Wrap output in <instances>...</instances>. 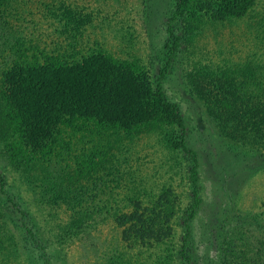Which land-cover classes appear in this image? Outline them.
Returning a JSON list of instances; mask_svg holds the SVG:
<instances>
[{
    "label": "rangeland",
    "instance_id": "374dc122",
    "mask_svg": "<svg viewBox=\"0 0 264 264\" xmlns=\"http://www.w3.org/2000/svg\"><path fill=\"white\" fill-rule=\"evenodd\" d=\"M220 1H186L174 28L180 46L163 78L165 99L184 121L186 150L196 157L201 204L190 221V263L264 264V0L216 20ZM45 6L77 16L79 61L54 73L67 68L70 77L90 80L89 94L109 104L102 116L127 132L118 146L109 140L76 150L98 157L81 180L87 197L59 192L38 162L50 137L41 139L36 97L19 82L25 70L37 79L51 71L39 54L18 58L0 78V94L14 91L33 108L13 101L9 118L0 100V264H178L174 218L188 204L189 154L174 148L179 131L144 107L162 66L172 0H0V72L21 40L48 44L49 52L61 47L44 30ZM25 143L32 160L11 157Z\"/></svg>",
    "mask_w": 264,
    "mask_h": 264
},
{
    "label": "trees",
    "instance_id": "16d2710c",
    "mask_svg": "<svg viewBox=\"0 0 264 264\" xmlns=\"http://www.w3.org/2000/svg\"><path fill=\"white\" fill-rule=\"evenodd\" d=\"M186 1L188 0H172L171 12L164 21L166 41L163 48L162 66L155 77L152 95L147 103L144 104L145 108H152L157 112L159 116V118H156L157 122L164 126H174L179 131L180 136L178 141L174 144V148L178 149L182 154H189V166L186 175L189 194L188 204L180 215L174 218L176 222H178L181 230L179 245L175 252L178 264H191L190 257L193 251V240L191 237L190 221L196 215L201 204L198 173L196 170V157L192 151L186 150L182 139L185 127L182 115L174 103L165 99L163 93L164 75L171 68L173 58L180 46L179 38L174 32V28L177 21H179L184 14ZM253 2L254 0H221L220 10H217V14H215L214 17L216 20H219V18L223 20L226 16L224 13H230L236 16L242 15ZM42 11L44 18L46 16L49 17V19L46 20L48 26L44 29L47 30L46 35L50 39L55 36L56 38H60L59 45L61 47H59L57 51L54 49L52 52H49L46 48L48 44L46 45L45 41V46L39 48L38 46H32L30 42L24 44L25 42L21 40L19 44L23 45L15 48V56L4 64V68L0 72V78H4L8 74L10 68L16 66L14 63H18V58H21L22 63H24L29 62L28 59L30 57L31 60L34 61L32 53L41 55L43 63L47 66L49 71H51L50 75H46L47 79L32 78L29 71L25 70L23 71L21 80H19L24 87L33 90L32 94L36 97L35 111L41 116V134L43 135L45 131L41 139L50 137L48 138L49 141L44 143L41 147L38 162L43 163L48 169L46 177L48 181L50 180L52 182L54 187H59V192L64 194L69 191L71 196L73 194L75 197H87L90 189H88L86 184H82L81 180L91 173L92 167H95V164H97L93 159L97 158L98 160V157L92 152L82 153L81 151L78 153L76 150L90 143L102 145L104 147L105 145L107 146L109 140L118 146V144L124 140L127 127L123 125H118L117 127L109 125L108 118L102 116V113L107 112L106 108H108L109 105L106 98L97 100L95 96L89 94L91 89L90 86H87L91 81L88 80L84 82L85 80L82 74L70 77L67 68L61 70L62 72L60 71V73H54L56 68L65 67L67 65L76 66V63L79 61L81 50L75 49L72 34L75 28L71 26V23H73L71 20L73 17L77 16H73V13H70L69 7L65 9L56 8L54 11H51L50 8L45 6V9ZM1 12L0 9V13ZM27 51L31 52L30 56L26 54ZM23 66H25V64H22V67ZM26 66L30 65L26 64ZM33 67L35 66L33 65ZM27 68L32 69V67ZM35 68H38V66ZM72 82H75V84ZM76 84H79V86H76ZM9 92L11 93L8 97H6L7 95L5 92H1L2 94H0L3 109L7 114L11 115L9 118H12V114L16 107L13 101H17L16 103L19 105L23 104L24 108H27L28 105V108H33V102L25 101L23 103L14 91ZM109 94L110 93H107L108 99H110ZM123 95V91L118 94V96H120L119 98ZM114 98H111L110 101L115 102ZM136 105L139 106L140 104L138 103ZM25 140V142H28L27 140L29 139ZM10 151L11 157H14L17 161L22 158L26 161L32 160L26 157L31 154V151L27 149L26 143L25 145H15L13 150ZM75 167L77 168L76 171ZM0 179L2 180L1 175ZM160 200L161 199H158L159 206H163ZM1 202L0 200V204ZM152 206L154 207V202ZM159 210L162 212V207H160ZM156 219L157 217L153 218L154 223H156ZM259 244H261V248H264L263 241H260Z\"/></svg>",
    "mask_w": 264,
    "mask_h": 264
}]
</instances>
